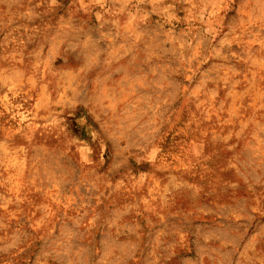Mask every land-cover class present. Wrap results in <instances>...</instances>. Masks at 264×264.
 <instances>
[{"label":"rangeland","instance_id":"obj_1","mask_svg":"<svg viewBox=\"0 0 264 264\" xmlns=\"http://www.w3.org/2000/svg\"><path fill=\"white\" fill-rule=\"evenodd\" d=\"M0 264H264V0H0Z\"/></svg>","mask_w":264,"mask_h":264}]
</instances>
